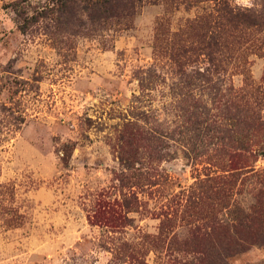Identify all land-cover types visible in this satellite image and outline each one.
Returning a JSON list of instances; mask_svg holds the SVG:
<instances>
[{
  "label": "rangeland",
  "instance_id": "374dc122",
  "mask_svg": "<svg viewBox=\"0 0 264 264\" xmlns=\"http://www.w3.org/2000/svg\"><path fill=\"white\" fill-rule=\"evenodd\" d=\"M49 1L0 0V264H264V0Z\"/></svg>",
  "mask_w": 264,
  "mask_h": 264
},
{
  "label": "trees",
  "instance_id": "16d2710c",
  "mask_svg": "<svg viewBox=\"0 0 264 264\" xmlns=\"http://www.w3.org/2000/svg\"><path fill=\"white\" fill-rule=\"evenodd\" d=\"M22 1L16 2V8ZM50 4L38 10L32 16L19 11L26 25L39 21L40 18L59 20V24L75 27L98 28L107 30L118 21L129 17L136 7L135 0H50ZM52 15V16H51ZM61 16H64L61 19Z\"/></svg>",
  "mask_w": 264,
  "mask_h": 264
}]
</instances>
